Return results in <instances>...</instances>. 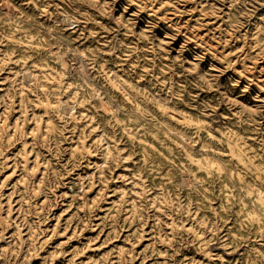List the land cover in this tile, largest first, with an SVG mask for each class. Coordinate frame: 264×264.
<instances>
[{
  "label": "rangeland",
  "instance_id": "1",
  "mask_svg": "<svg viewBox=\"0 0 264 264\" xmlns=\"http://www.w3.org/2000/svg\"><path fill=\"white\" fill-rule=\"evenodd\" d=\"M0 264H264V0H0Z\"/></svg>",
  "mask_w": 264,
  "mask_h": 264
}]
</instances>
